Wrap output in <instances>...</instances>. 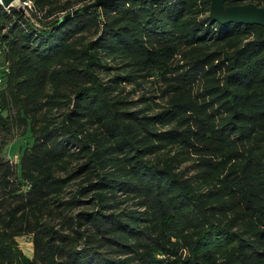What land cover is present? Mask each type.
<instances>
[{
  "label": "trees",
  "instance_id": "1",
  "mask_svg": "<svg viewBox=\"0 0 264 264\" xmlns=\"http://www.w3.org/2000/svg\"><path fill=\"white\" fill-rule=\"evenodd\" d=\"M32 1H0V264H264V25Z\"/></svg>",
  "mask_w": 264,
  "mask_h": 264
},
{
  "label": "water",
  "instance_id": "2",
  "mask_svg": "<svg viewBox=\"0 0 264 264\" xmlns=\"http://www.w3.org/2000/svg\"><path fill=\"white\" fill-rule=\"evenodd\" d=\"M16 1L17 0H2L3 4L7 7L14 6V3ZM102 1L104 0H97V4H90L89 6L82 7V9H86L88 7H95L99 5ZM226 1L235 2L240 0H212V17L223 22L236 21L242 23H255L264 25V6H259L254 2L227 5ZM19 7L21 11L26 12V9L24 7Z\"/></svg>",
  "mask_w": 264,
  "mask_h": 264
},
{
  "label": "rangeland",
  "instance_id": "3",
  "mask_svg": "<svg viewBox=\"0 0 264 264\" xmlns=\"http://www.w3.org/2000/svg\"><path fill=\"white\" fill-rule=\"evenodd\" d=\"M22 4V0H17L14 3V6H20ZM97 4V0H94L90 3ZM25 8V7H24ZM26 9V8H25ZM130 89V88H129ZM140 93V92H139ZM136 94L135 96L137 97ZM23 129L15 128L12 133L7 137V145L5 147V152L7 157L13 162L17 163L20 161L22 148L25 147L28 143V137L25 135ZM21 246L27 251V253L31 254L32 252V241L29 236H23L20 238Z\"/></svg>",
  "mask_w": 264,
  "mask_h": 264
},
{
  "label": "built area",
  "instance_id": "4",
  "mask_svg": "<svg viewBox=\"0 0 264 264\" xmlns=\"http://www.w3.org/2000/svg\"><path fill=\"white\" fill-rule=\"evenodd\" d=\"M0 1L1 3H3L2 0ZM20 6L25 7V8L29 7L30 9H32L34 4L32 0H22V4ZM6 70L9 71L8 66H6ZM2 81H3V78L0 76V84L2 83Z\"/></svg>",
  "mask_w": 264,
  "mask_h": 264
}]
</instances>
